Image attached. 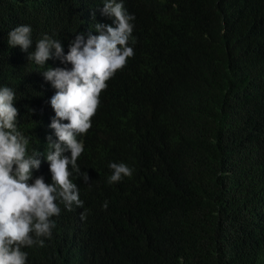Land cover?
Masks as SVG:
<instances>
[{
  "label": "trees",
  "instance_id": "1",
  "mask_svg": "<svg viewBox=\"0 0 264 264\" xmlns=\"http://www.w3.org/2000/svg\"><path fill=\"white\" fill-rule=\"evenodd\" d=\"M122 2L135 17L134 56L77 137L88 183L70 171L84 206L58 200L43 247L22 249L26 264H264V0ZM103 3L0 0V87L15 92L28 154H44L30 183L52 182L47 137L57 141L56 90L42 73L72 66H39L28 54L45 35L67 55L76 35L115 27ZM21 25L32 29L29 52L8 45ZM113 162L132 176L109 184Z\"/></svg>",
  "mask_w": 264,
  "mask_h": 264
},
{
  "label": "clouds",
  "instance_id": "2",
  "mask_svg": "<svg viewBox=\"0 0 264 264\" xmlns=\"http://www.w3.org/2000/svg\"><path fill=\"white\" fill-rule=\"evenodd\" d=\"M102 14L113 19L115 27L96 24L99 35H88L87 40L83 33L76 35L67 55L60 41L45 35L27 57L39 66L54 58L72 66L70 70L49 67L42 73L56 90L50 100L55 112L50 128L57 141L52 143V137H47L51 149L46 155L50 184L42 176L30 183L33 170L41 165L38 157L44 154L37 150L28 154L29 140L17 129L19 110L14 107L15 92L7 86L0 87V264H26L27 253L22 249L34 244L43 247L41 238L50 237L55 227L51 218L61 212L58 200L68 211L73 210V205L84 206L70 171L71 167L78 178L88 183V174L77 165L84 151L77 137L90 130L107 82L134 56L128 43L135 17L126 12L122 0H104ZM31 34L30 26H17L8 34L9 47L29 52L33 44ZM109 168L112 170L109 184L133 174V169L122 162L110 163ZM102 207L106 210L108 202Z\"/></svg>",
  "mask_w": 264,
  "mask_h": 264
}]
</instances>
